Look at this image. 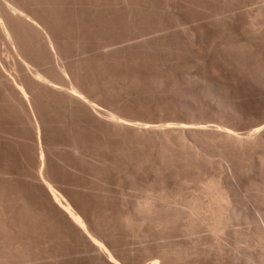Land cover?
<instances>
[{
	"label": "bare ground",
	"instance_id": "bare-ground-1",
	"mask_svg": "<svg viewBox=\"0 0 264 264\" xmlns=\"http://www.w3.org/2000/svg\"><path fill=\"white\" fill-rule=\"evenodd\" d=\"M0 264H264V0H0Z\"/></svg>",
	"mask_w": 264,
	"mask_h": 264
}]
</instances>
